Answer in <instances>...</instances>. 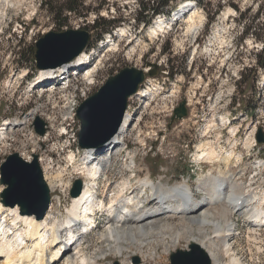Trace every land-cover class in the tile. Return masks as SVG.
Wrapping results in <instances>:
<instances>
[{"label": "rangeland", "instance_id": "rangeland-1", "mask_svg": "<svg viewBox=\"0 0 264 264\" xmlns=\"http://www.w3.org/2000/svg\"><path fill=\"white\" fill-rule=\"evenodd\" d=\"M41 1L0 0V166L11 154H18L22 159L25 157V161L28 157L29 161L32 160L36 155L38 160L42 159L39 164L44 178L47 176L50 180L51 176L60 174L63 183L69 182L67 188L50 193L51 200L54 198L52 203L55 209L60 212L59 220L67 217L72 183L76 179H84L80 175L82 172L78 173V167L72 169L67 163L69 148L76 155L82 151L77 147L79 122L75 115L78 106L83 98L96 92L108 77L121 69L134 67L148 70V63L158 67L157 74L154 77L146 76L148 83L139 90L156 86L158 96L145 101L138 100L139 97L128 100L131 124L121 145L123 149L117 156H113L116 159L114 166L111 170H106L103 179L99 181L100 193H103L107 182L109 190H116V186L126 179L132 181L135 188L137 181L149 178L156 183L168 185L186 182L191 186L194 199L199 200L203 195L197 190L194 180L205 174L210 166L196 164V149L199 144L215 143L216 139H219L226 150L231 148L235 140V151L241 153L240 160L248 168L246 175L240 178L241 181H245V184L251 182L249 185L252 188L264 186V168H256L259 161L264 162V69L258 64H264V55L254 57L260 55L264 43V0H197L198 3L183 19L173 26L168 25L158 36L150 37H146V30L162 14L155 17L146 28H142L135 22L140 11L136 0H86L90 9L101 7L99 17L120 21L110 35L105 34L100 40L96 32L91 30L96 13L90 12L84 19L69 16L66 26L59 29L39 7ZM190 1L195 0H179L176 9L184 11V4ZM193 12L201 16L202 23L196 17V27L191 33H187V19ZM224 14L227 16L223 22ZM253 26L259 28L256 36L245 35V32L241 35V29ZM69 29L89 32V46L84 53L94 54L99 58L100 70L88 82L83 77L72 79L70 91H61L58 87L55 91L47 88L49 92L41 94L39 90L42 88L37 87L34 95L30 92L29 85L38 72L31 71L32 63L28 61L33 59V54L30 56L27 53V47L34 49L35 41L48 32ZM119 30L121 34L117 35ZM110 39L113 43L105 42ZM221 41L226 42L223 52L219 53L217 50L215 56L207 52V49L218 47ZM212 42L215 45L213 48L210 47ZM20 50H25L26 53L24 57L27 62L24 60L23 64L17 62ZM28 72L34 77L28 79ZM72 96H77L76 106L73 101H69ZM182 100L187 103V116L180 121L171 122L173 110ZM35 111L37 115H31ZM65 113L69 115L64 117ZM48 114H53L55 118L51 127L45 121ZM25 116L27 119L23 126L1 134L4 123H14ZM37 117L47 126L43 142L42 137L36 135L33 126ZM217 117L220 119L216 123V129L205 135L206 126ZM223 126L227 128L224 129ZM63 129L68 131L66 137L62 135ZM259 134L262 136L261 143L257 141ZM247 142L252 143L248 151L245 146ZM131 156H134L135 164L129 168L126 165L131 162ZM47 163L51 165L48 167ZM217 172L218 168H214L213 174ZM2 190L3 186L0 185V193ZM57 195L61 198L60 203H56ZM4 215L0 217V224L11 226L12 220H6ZM108 215L102 213L97 218L100 219L97 227L80 242V253H77L76 247L68 249L67 255L73 256L75 264L82 257L94 258L98 255V234L106 228ZM173 215L169 214V219L172 220L169 224L173 229L164 231V241L167 243L165 248L154 236L150 237L141 252L128 246V257L125 256L126 252L121 256L107 253L98 257L95 262L92 260L90 264H122L126 258H130V264H170L171 253L188 250L191 244L187 245V239L197 235L194 227L191 232H185L183 223L174 219L176 215ZM238 218L237 215L236 235L230 241L234 250L231 253L241 264H264V226L252 228ZM176 233L180 234L178 243L175 248L170 247ZM148 248L154 249V252ZM104 257L107 258L105 261ZM136 259L138 263H135ZM224 262L228 264L227 258ZM59 264H68L66 258L59 261Z\"/></svg>", "mask_w": 264, "mask_h": 264}, {"label": "bare ground", "instance_id": "bare-ground-1", "mask_svg": "<svg viewBox=\"0 0 264 264\" xmlns=\"http://www.w3.org/2000/svg\"><path fill=\"white\" fill-rule=\"evenodd\" d=\"M185 6L186 10L180 9L181 14L185 13L180 19H183L187 12L192 9L189 5ZM226 16L227 14L222 16L223 22ZM196 17L199 23H202L201 16H197L196 12L191 13L187 19L189 24L187 33H191L196 27ZM172 24L171 21L158 17L151 27L146 30V37L158 36L159 32L165 30L168 25L172 26ZM120 34L121 30L117 31V35ZM225 43L221 41L218 47L213 48L215 45L212 42L210 47L213 49H207V52H211L215 56L217 50L219 53L223 52ZM86 55L83 52L73 61L60 67L39 71L34 89L43 87L42 90H44L46 88L44 83L50 81L51 77L57 73L64 76L75 65L78 68L83 67L87 64V62H83ZM49 78L51 79L47 80ZM157 89L155 86L154 88L139 90L132 98L139 97L138 100H149L156 94ZM77 100V96H72L69 99V101L74 102L75 106ZM31 115L36 116V111ZM67 115L69 113H65L64 117ZM131 116V113L127 111L117 134L103 148L82 150L77 155L71 151L68 155L67 163L69 167L72 169L78 167V173L82 172L80 175L84 179H79L82 182L81 194L76 198H71L66 218L59 220L58 215L60 212L55 209L52 203L54 198L50 199L49 208L41 220H36L34 215L21 214L17 206L3 208L0 204V217L6 212L4 218L12 220L11 226L10 224L4 226L0 224V264H59V261L63 258H66L68 264H75L73 256L67 255L68 249H71L73 244H78L75 250L80 253V242L87 235L86 231L90 227H95V219L98 218L97 215H94L95 208L100 212L99 215L102 213L109 214L106 218V228L98 234V241H100V246L97 248L98 255L94 258L82 257L78 264H90L92 260L95 262L98 257L107 253L124 255V252L127 253L128 251V246L135 247L141 252L144 246L148 244L150 237L154 236L160 240L165 248L167 243L164 241V231L173 229L169 224L171 220L169 214L176 215L174 219H179L180 223H183L185 232H191L192 227L196 228L194 230L197 234H195L196 237L190 236L187 239V245H198L205 252L211 264H227L224 262L225 258H227L228 264H241L231 253L234 250L230 241L234 239L238 226L235 217L238 215L252 228L264 226V186L259 185L252 188L249 185L251 182L245 184V181H241L240 178L246 175L248 168L240 160L241 153L235 151L237 143L235 140L228 150L223 149L219 139H216L215 143L205 142L197 146L196 164H208L210 166L205 174L194 180L197 190L203 195L199 200L194 199L191 186L186 182L168 185L144 178L137 181L138 185L135 188L132 185L133 182L126 179L116 186V190L110 189L107 191L106 196H110L108 201L105 197L100 202L95 201V203L90 204L94 194L92 190L96 187V182H93L94 176L98 174L104 176L106 170H111L114 166L116 159L113 156H117L123 149H121V145L131 124ZM26 119L27 116L20 121H14V123H4L1 134H7L15 127L23 126ZM219 119V117L213 118L209 122L204 132L205 135H209L212 129H216V123ZM54 120L53 114H48L45 121L51 127ZM126 125L127 128L125 129ZM223 128L226 129L227 127L223 126ZM44 137L41 138L42 142ZM251 145L252 143L247 142V145H245L247 151L251 149ZM104 154H106V157ZM77 157L78 160H76ZM26 159L29 160L30 157ZM130 160L131 162L126 165L129 168L135 164L134 156H131ZM39 161L42 163V159ZM262 161L256 164V168L259 170L264 168V162ZM50 165L51 163H47L48 167ZM231 167L234 168L230 170ZM214 168H218V172L215 174H213ZM237 169H239L238 172ZM43 180L49 193L61 190L64 187L67 188L70 185L69 182H62L60 174L54 177L51 176L50 180L47 176L44 178L43 175ZM107 181H109V178H107ZM132 189L133 191H131ZM58 202H61L59 195L56 196V203ZM9 215L12 217H9ZM208 230L210 234H208ZM174 236L170 247L175 248L180 234L176 233ZM72 242L73 244H71ZM149 250L154 252V249ZM165 252L168 251L165 250ZM129 254L127 253L125 256L128 257ZM58 257L62 259L59 260ZM106 259L104 257V261ZM129 259L126 258L127 261L124 260L122 264H130Z\"/></svg>", "mask_w": 264, "mask_h": 264}, {"label": "water", "instance_id": "water-1", "mask_svg": "<svg viewBox=\"0 0 264 264\" xmlns=\"http://www.w3.org/2000/svg\"><path fill=\"white\" fill-rule=\"evenodd\" d=\"M90 34L82 29L63 32H48L34 43L33 59L37 71L55 69L73 61L89 46ZM143 69L125 67L107 78L96 92L84 99L76 110L79 122L77 146L81 150L103 148L117 134L124 120L128 99L137 93L145 76L154 77L158 67L147 64ZM187 116L186 102L181 101L173 110L171 122ZM36 135L43 137L46 124L36 118ZM257 141L262 142L261 134ZM0 203L5 207L18 206L21 214L34 215L36 220L44 218L50 204V193L43 180L42 170L34 155L27 162L18 154L9 155L0 166ZM82 182L72 183L69 195L76 198L81 193ZM139 261L136 259L135 263ZM170 264H211L205 252L195 244L188 250H178L170 255Z\"/></svg>", "mask_w": 264, "mask_h": 264}, {"label": "trees", "instance_id": "trees-1", "mask_svg": "<svg viewBox=\"0 0 264 264\" xmlns=\"http://www.w3.org/2000/svg\"><path fill=\"white\" fill-rule=\"evenodd\" d=\"M85 1L86 0H61V1L42 0L39 4V7L47 13L48 18H50L51 21L59 29L66 26L67 18L69 16H74L84 19L90 14V12H94L96 13V19L94 20L91 26V30L96 32L97 38L100 40L102 39L103 35L111 34V32L115 28H117L116 24L120 21L115 18L105 19L99 17V10L101 9V7L96 10L90 9V7L86 5ZM178 1L179 0H136V2H138L139 4V9H140L139 13L135 17V22L137 23V26L141 25L142 28H146L148 25H150V23L155 17L161 14L164 16H169L170 12L176 7ZM196 2L198 3L197 0H195V3ZM163 19L168 20L169 18H163ZM151 25L149 27H151ZM258 29L259 28L257 26H253L249 29H245V35H247V33L250 32L252 36L254 35L256 36V31ZM26 51L30 56H32V54L34 53V49L31 47H27ZM25 54H26L25 50H20L17 53L18 56L17 62L23 64L25 60L24 57ZM263 55H264V43L262 45V50L260 55H255L254 57L260 58ZM25 62L27 61L25 60ZM28 62L32 63L31 71L34 72L33 59L31 58ZM258 64L260 67L264 69V64H260V63ZM170 78H172V74L170 75Z\"/></svg>", "mask_w": 264, "mask_h": 264}]
</instances>
